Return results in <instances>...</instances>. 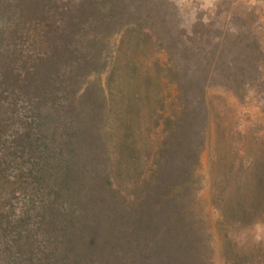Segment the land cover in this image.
<instances>
[{"label":"trees","instance_id":"obj_1","mask_svg":"<svg viewBox=\"0 0 264 264\" xmlns=\"http://www.w3.org/2000/svg\"><path fill=\"white\" fill-rule=\"evenodd\" d=\"M180 20L171 0H0V264H216L206 149L220 258L264 264L263 123L250 147L209 96L255 91L264 114L259 21Z\"/></svg>","mask_w":264,"mask_h":264},{"label":"rangeland","instance_id":"obj_2","mask_svg":"<svg viewBox=\"0 0 264 264\" xmlns=\"http://www.w3.org/2000/svg\"><path fill=\"white\" fill-rule=\"evenodd\" d=\"M179 9L181 16L180 26L191 34L193 38L198 39V32H208V23L223 24L227 23L231 14H239L252 22V18H256L259 22L254 23V29L258 33L260 40L264 43V0H171ZM251 12L254 14L251 17ZM218 20L216 22L215 20ZM227 20V21H226ZM196 24V25H195ZM141 59H146L151 65V71L155 70V62L165 60L164 54H155L150 49L144 50ZM155 83L154 88L160 90V95L175 93L173 86H165ZM255 92V91H254ZM251 93L246 98V101L238 103L237 100L229 93L220 88H213L209 91L210 103L213 110L218 113V118L215 120L220 125L224 124L231 127L233 122L237 121L243 125L247 134V141L252 147L255 144L254 136L257 134V125L263 123V130L258 131L263 136L264 144V114L259 109V101L256 99L255 93ZM230 105V107H229ZM240 127V126H239ZM227 151L224 149L222 155L225 162L231 156L225 155ZM228 156V157H227ZM222 163V162H221ZM216 166L211 169L210 166V150L206 149L201 158V167L199 176L204 182L203 188L199 193V203L194 205L196 209H200L207 219V223L214 233V246L217 250L216 264H224L220 258V249L225 245L223 242L222 233L218 230L219 210L213 205L214 192L211 187V170H216ZM264 227V223L262 224ZM258 229H256L257 231ZM255 232V231H254Z\"/></svg>","mask_w":264,"mask_h":264}]
</instances>
